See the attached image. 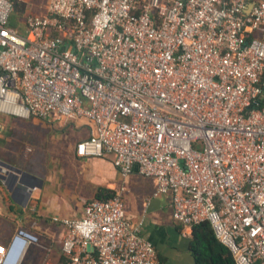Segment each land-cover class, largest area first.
Segmentation results:
<instances>
[{
  "label": "built area",
  "instance_id": "2783aa9c",
  "mask_svg": "<svg viewBox=\"0 0 264 264\" xmlns=\"http://www.w3.org/2000/svg\"><path fill=\"white\" fill-rule=\"evenodd\" d=\"M25 4L0 0V114L86 120L76 156L137 168L176 222H209L237 264H264V0ZM54 220L65 264H160L121 193ZM19 243L17 264L39 237L19 228L0 264Z\"/></svg>",
  "mask_w": 264,
  "mask_h": 264
},
{
  "label": "crops",
  "instance_id": "0c3cea01",
  "mask_svg": "<svg viewBox=\"0 0 264 264\" xmlns=\"http://www.w3.org/2000/svg\"><path fill=\"white\" fill-rule=\"evenodd\" d=\"M68 119L80 120L78 123L84 124L87 128L88 137L90 125L86 120L81 118L63 120ZM75 145L72 154L68 156V165L72 170L78 171L73 172V181L65 171L59 170L43 175L30 172L28 173L31 175L20 174L11 180L10 186L3 183L0 177V245L9 246L19 228L27 229L40 239L39 234L33 229L36 226L44 227L48 229V242L51 245L49 257L57 259L54 261L55 264H65L67 259L62 251L65 231L54 218H81L85 204L97 196L96 192L94 196L83 193L88 185L89 188H97L98 191L106 187L105 189L111 188L108 190L121 193L127 215L134 222L144 223L142 235L155 246L160 264H196L189 250L192 240L191 229L173 219L172 199L169 195H154L156 192L154 180L140 175L137 168H134L128 178L123 179L112 156L81 159L75 154ZM0 149H4L3 145H0ZM0 160L22 169L20 163L3 157L2 153ZM31 204L33 211H30ZM25 224L29 227L24 226ZM57 229L59 233H56ZM39 247L40 243L32 244L27 251L32 248L31 250L36 252Z\"/></svg>",
  "mask_w": 264,
  "mask_h": 264
},
{
  "label": "rangeland",
  "instance_id": "374dc122",
  "mask_svg": "<svg viewBox=\"0 0 264 264\" xmlns=\"http://www.w3.org/2000/svg\"><path fill=\"white\" fill-rule=\"evenodd\" d=\"M47 1L27 0L28 4L22 7L29 12L42 14L45 13ZM14 24L17 26L16 18H14ZM0 120L5 126L3 139L0 142V145L4 147V149H0L3 157L20 163L22 170L32 174L43 175L59 170V172L65 171L66 175H70L72 181L74 180V173H78V171L72 170V167L68 165V156L72 154L76 142L87 135V128L84 124L78 123L80 120L68 119L52 124L37 118L25 120L4 114H0ZM95 192L97 194V188L92 189L87 185L83 193L94 196ZM30 207V211H33L32 204ZM24 226L29 227L27 224ZM190 229L192 233V228ZM33 231L40 236V247L36 252L31 250L32 248L26 250L20 264L35 262L36 264H55L54 261L57 259L49 257L51 245L48 242V229L36 226ZM56 233H59V230Z\"/></svg>",
  "mask_w": 264,
  "mask_h": 264
},
{
  "label": "trees",
  "instance_id": "16d2710c",
  "mask_svg": "<svg viewBox=\"0 0 264 264\" xmlns=\"http://www.w3.org/2000/svg\"><path fill=\"white\" fill-rule=\"evenodd\" d=\"M115 195V191L102 188L97 192L96 199L108 200ZM211 226L209 222H203L192 227L189 250L196 264H237L230 249L216 237Z\"/></svg>",
  "mask_w": 264,
  "mask_h": 264
},
{
  "label": "water",
  "instance_id": "95a60500",
  "mask_svg": "<svg viewBox=\"0 0 264 264\" xmlns=\"http://www.w3.org/2000/svg\"><path fill=\"white\" fill-rule=\"evenodd\" d=\"M0 163L9 168V171L6 174H0V177L2 179H5V183L8 184L9 186L12 184L11 180L19 177L20 174H23V175L29 174L28 172H24L22 169H20L19 167L15 166L13 164L4 162L2 160H0ZM29 175H31V174H29ZM21 179L23 180V177Z\"/></svg>",
  "mask_w": 264,
  "mask_h": 264
},
{
  "label": "bare ground",
  "instance_id": "6f19581e",
  "mask_svg": "<svg viewBox=\"0 0 264 264\" xmlns=\"http://www.w3.org/2000/svg\"><path fill=\"white\" fill-rule=\"evenodd\" d=\"M19 244H20L19 247L13 250V254L11 255V257L7 259L6 264H17L19 258H21L23 245L22 243Z\"/></svg>",
  "mask_w": 264,
  "mask_h": 264
}]
</instances>
